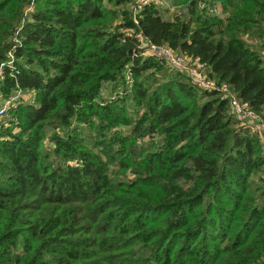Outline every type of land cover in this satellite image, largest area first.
I'll return each mask as SVG.
<instances>
[{
	"label": "trees",
	"instance_id": "trees-1",
	"mask_svg": "<svg viewBox=\"0 0 264 264\" xmlns=\"http://www.w3.org/2000/svg\"><path fill=\"white\" fill-rule=\"evenodd\" d=\"M109 2L0 0V264H264V138L126 34L264 123V0Z\"/></svg>",
	"mask_w": 264,
	"mask_h": 264
},
{
	"label": "built area",
	"instance_id": "built-area-1",
	"mask_svg": "<svg viewBox=\"0 0 264 264\" xmlns=\"http://www.w3.org/2000/svg\"><path fill=\"white\" fill-rule=\"evenodd\" d=\"M154 4L158 7L175 9L172 5V0H133L131 3L132 19L137 23V14L146 5ZM202 7L203 4H200ZM211 13L223 15L221 8L213 6L209 9ZM127 35L132 36L138 43V48L141 50L142 55H149L164 62V64L173 70L184 73L192 83L199 89L216 90L224 98H227L230 103L229 112L233 114L241 122L252 125V129L261 133L264 138V123L257 116V114L248 108V106L240 102L236 95L230 90L229 86L225 83L217 84L216 81L208 75V66L198 60L174 51L166 44L153 43L149 38L144 36L140 31L133 29L127 30ZM2 70L0 67V76ZM12 100H6L0 107V116L3 115L7 108L11 105Z\"/></svg>",
	"mask_w": 264,
	"mask_h": 264
},
{
	"label": "rangeland",
	"instance_id": "rangeland-1",
	"mask_svg": "<svg viewBox=\"0 0 264 264\" xmlns=\"http://www.w3.org/2000/svg\"><path fill=\"white\" fill-rule=\"evenodd\" d=\"M104 1V3H105V5H107V6H109V7H112V3H110L109 2V0H103ZM178 9H182V7L181 6H178ZM223 15H224V13H222ZM222 15V16H223ZM165 18L166 19H169L170 18V16H165ZM263 55H264V53H263ZM143 56H149V55H143ZM110 84H103L102 85V89H101V92H100V96L102 97V98H109L110 99V97H111V99H113L114 98V96H115V92H112L110 89H109V86ZM112 93H113V96H112ZM12 96H14V97H12V99L11 100H14V99H16L15 97V95H12ZM1 99H0V104H1ZM5 102V101H4ZM3 102V103H4ZM48 137V136H47ZM46 140V139H45ZM46 143L48 142V138H47V140L45 141ZM128 177L129 178H132L133 177V175L132 174H129L128 175Z\"/></svg>",
	"mask_w": 264,
	"mask_h": 264
},
{
	"label": "crops",
	"instance_id": "crops-1",
	"mask_svg": "<svg viewBox=\"0 0 264 264\" xmlns=\"http://www.w3.org/2000/svg\"><path fill=\"white\" fill-rule=\"evenodd\" d=\"M163 16H170L169 19H172V17L174 16V9L173 8H169V9H165L163 8Z\"/></svg>",
	"mask_w": 264,
	"mask_h": 264
}]
</instances>
